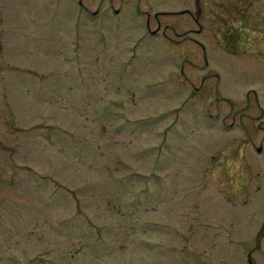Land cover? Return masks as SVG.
Here are the masks:
<instances>
[{
    "label": "rangeland",
    "instance_id": "obj_1",
    "mask_svg": "<svg viewBox=\"0 0 264 264\" xmlns=\"http://www.w3.org/2000/svg\"><path fill=\"white\" fill-rule=\"evenodd\" d=\"M0 264H264V0H0Z\"/></svg>",
    "mask_w": 264,
    "mask_h": 264
},
{
    "label": "flooded vegetation",
    "instance_id": "obj_2",
    "mask_svg": "<svg viewBox=\"0 0 264 264\" xmlns=\"http://www.w3.org/2000/svg\"><path fill=\"white\" fill-rule=\"evenodd\" d=\"M79 6L83 9L81 4ZM84 11H86V13H90V12H88V10L84 9ZM113 12H114V15H115V17L117 19H119L121 17L120 14L118 13L119 10H114ZM91 14H93V16L99 15L98 11L95 12V13H91ZM175 15H177V14H172V16H175ZM178 15L181 16V17H184V18L186 17L189 20L193 19V14L189 13L188 11H184V12L178 13ZM186 15H188L189 17H187ZM161 16L162 17H166V16H171V14H166V13L154 14L153 17L151 15H147L146 33H147L148 36H150L151 38H166L167 41L169 42V36H168L167 32L170 31V32H172V34H174V36L176 38L180 39L176 43H181V42L184 43L186 41H190L191 40V37L188 35L189 34L188 31H184L183 33H177L176 30L172 26L163 25L162 21L160 20ZM151 17L153 19H151ZM151 20H153V22L156 24L155 28L151 27ZM166 39H163V40H166ZM73 84H74L73 86L78 85L77 82H73ZM72 92L74 93V91H72ZM76 95L80 96L79 92Z\"/></svg>",
    "mask_w": 264,
    "mask_h": 264
},
{
    "label": "water",
    "instance_id": "obj_3",
    "mask_svg": "<svg viewBox=\"0 0 264 264\" xmlns=\"http://www.w3.org/2000/svg\"><path fill=\"white\" fill-rule=\"evenodd\" d=\"M259 150V152L261 151V149H258Z\"/></svg>",
    "mask_w": 264,
    "mask_h": 264
}]
</instances>
